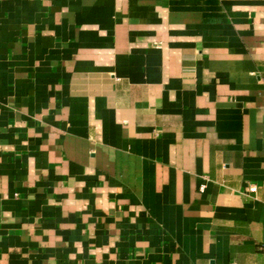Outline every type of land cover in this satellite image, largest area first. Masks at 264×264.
<instances>
[{
	"label": "crops",
	"instance_id": "obj_1",
	"mask_svg": "<svg viewBox=\"0 0 264 264\" xmlns=\"http://www.w3.org/2000/svg\"><path fill=\"white\" fill-rule=\"evenodd\" d=\"M0 264H264V0H0Z\"/></svg>",
	"mask_w": 264,
	"mask_h": 264
},
{
	"label": "built area",
	"instance_id": "obj_2",
	"mask_svg": "<svg viewBox=\"0 0 264 264\" xmlns=\"http://www.w3.org/2000/svg\"><path fill=\"white\" fill-rule=\"evenodd\" d=\"M248 191L254 193L256 191V188L254 186H251L248 188Z\"/></svg>",
	"mask_w": 264,
	"mask_h": 264
}]
</instances>
